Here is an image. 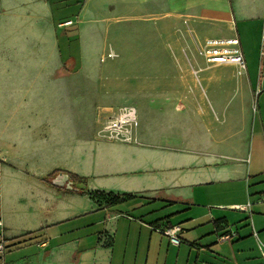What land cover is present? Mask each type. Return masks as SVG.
Listing matches in <instances>:
<instances>
[{
  "label": "crops",
  "instance_id": "0c3cea01",
  "mask_svg": "<svg viewBox=\"0 0 264 264\" xmlns=\"http://www.w3.org/2000/svg\"><path fill=\"white\" fill-rule=\"evenodd\" d=\"M55 2L66 1L0 0V264L264 263L258 249L264 246V0H84L76 17H56ZM110 4L131 14L160 11L162 38L179 45L190 66V97L183 95L182 76L172 85L148 69L137 80L134 65L119 73L85 66L82 19L91 17L95 27ZM70 28L76 29L77 62L63 61L59 49V32ZM209 35L236 37L245 68L206 66L189 54ZM149 57L150 66L166 72L163 54ZM205 90L215 98L206 119L214 106L222 109L229 91L227 113L244 128L237 141L217 130L209 140L191 137L170 146L144 117L130 144L99 134L100 110L132 99L143 106L161 99L162 108L175 101L181 112L190 103L195 122ZM56 138L69 140L75 156L64 172L85 178L88 190L129 196L105 205L43 181L48 166L39 168L29 156L39 153V140ZM172 226L180 229L177 246L158 231Z\"/></svg>",
  "mask_w": 264,
  "mask_h": 264
},
{
  "label": "rangeland",
  "instance_id": "374dc122",
  "mask_svg": "<svg viewBox=\"0 0 264 264\" xmlns=\"http://www.w3.org/2000/svg\"><path fill=\"white\" fill-rule=\"evenodd\" d=\"M63 6H59L57 2L54 3L55 16L61 17H76L79 13L84 0H65ZM96 17V16H95ZM91 17L84 16L82 21L85 26L86 39L84 43L88 49L87 57L85 58V66L95 67L97 69L106 71H114L116 73L121 67L129 64V67L135 66L137 80L143 78L142 70L148 69L151 71V77L156 79H167L170 84H178L180 82V76H182V83L184 85L183 95L190 97L191 88L189 77L186 76V69H190L187 65L186 59L181 54V47L179 45L174 46L169 41H165L161 35V22L160 11L158 9H151L147 11L135 12L134 14L127 13L121 9H117L114 4H110L104 9L97 19V23L90 22ZM64 22L59 24V29L64 28ZM59 49L63 61L67 58L73 57L74 61H78V40L75 28H70L66 34L63 31L59 32ZM218 35H209L208 37L216 38ZM202 42H195L192 45V49L189 50V54L196 55L198 62L202 59L198 53L197 48ZM152 52H160L163 54L166 62L164 66L167 67L166 72L162 71L159 66L151 65L152 60L149 56ZM107 54H112L107 57ZM167 56H166V55ZM170 58L169 60L166 59ZM182 58V59H181ZM191 59V56L189 57ZM102 59V60H101ZM180 60H184L186 63L179 66L177 63ZM147 65V66H146ZM206 66H209L205 63ZM195 66V65H194ZM172 67V70H171ZM165 73V74H164ZM169 73V74H168ZM168 76H167V75ZM158 81V80H157ZM71 83L83 82L80 79H71ZM186 86V87H185ZM234 88L232 86L231 90ZM227 91L225 93L224 102L222 103V109L218 110L215 106L214 114L206 119L203 112L214 103L215 98L211 92L199 93L198 108L200 112L195 122L190 120L189 111L191 109L190 103L185 106L183 112L175 106V101L169 107L162 108L159 106L161 99L157 100L153 97L149 98L148 105L142 104L141 101L132 99L124 106H133L137 112V117L141 126L144 121L149 128L155 133H160L166 139L168 145L176 146L181 141L191 140V137H196L200 141L209 140L212 134L216 135L217 130L225 132V135L232 141H237L242 134L244 128L240 124L239 118L231 120L228 115L230 106L227 103ZM233 93V91H231ZM205 94L206 96H202ZM142 97V92L136 93L135 96ZM130 99V100H131ZM239 94L236 93L233 97L238 103ZM185 104V97H184ZM215 104V103H214ZM122 106L111 105L108 108L100 110L98 113V124L101 125L105 121L108 114L111 111L116 110ZM72 110L77 111V108L72 107ZM188 110V114L186 113ZM196 117V116H195ZM227 139V140H229ZM43 141L49 142V148L41 149V143ZM69 140L63 138H56L54 140H39V153L29 156L33 159L34 163H37L39 168L43 165H47L49 172L45 176L52 172L64 171L75 159V156L71 153V150L66 147V142ZM53 143V145H51Z\"/></svg>",
  "mask_w": 264,
  "mask_h": 264
},
{
  "label": "built area",
  "instance_id": "2783aa9c",
  "mask_svg": "<svg viewBox=\"0 0 264 264\" xmlns=\"http://www.w3.org/2000/svg\"><path fill=\"white\" fill-rule=\"evenodd\" d=\"M64 24L69 25L70 21L64 22ZM197 53L209 66L232 65L240 69L245 68L244 57L236 37L207 38L197 48ZM111 55L107 54V57ZM259 62L264 63V33H262L259 46ZM138 126L139 120L135 108L122 106L108 114L100 125L99 134L107 141L130 144L135 141V132ZM239 209L242 208L239 207ZM158 231L168 237L169 242L173 245L177 246L182 242L178 226L166 227ZM258 249L261 257L264 258V246L259 245Z\"/></svg>",
  "mask_w": 264,
  "mask_h": 264
},
{
  "label": "trees",
  "instance_id": "16d2710c",
  "mask_svg": "<svg viewBox=\"0 0 264 264\" xmlns=\"http://www.w3.org/2000/svg\"><path fill=\"white\" fill-rule=\"evenodd\" d=\"M65 66H67V64ZM60 172L67 174L68 180L71 182L70 189H66L65 187H59L52 184L51 179ZM42 179L43 181L54 186L57 189H65V191L67 192H76L79 194L88 195L91 199L99 203L103 202L105 205H114L129 196L128 194H115L98 190H88L86 187L85 178L64 171L52 172L51 174L43 177Z\"/></svg>",
  "mask_w": 264,
  "mask_h": 264
},
{
  "label": "water",
  "instance_id": "95a60500",
  "mask_svg": "<svg viewBox=\"0 0 264 264\" xmlns=\"http://www.w3.org/2000/svg\"><path fill=\"white\" fill-rule=\"evenodd\" d=\"M52 183L56 186H65L67 189L71 188V182L68 180L67 174L62 172L52 178Z\"/></svg>",
  "mask_w": 264,
  "mask_h": 264
}]
</instances>
